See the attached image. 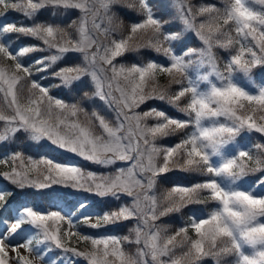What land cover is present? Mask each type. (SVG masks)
Instances as JSON below:
<instances>
[{"label": "snow or ice", "instance_id": "snow-or-ice-1", "mask_svg": "<svg viewBox=\"0 0 264 264\" xmlns=\"http://www.w3.org/2000/svg\"><path fill=\"white\" fill-rule=\"evenodd\" d=\"M172 5L0 0L25 20L0 23V147L36 150L0 157V264H264V0ZM174 171L192 179L157 191Z\"/></svg>", "mask_w": 264, "mask_h": 264}, {"label": "rangeland", "instance_id": "rangeland-1", "mask_svg": "<svg viewBox=\"0 0 264 264\" xmlns=\"http://www.w3.org/2000/svg\"><path fill=\"white\" fill-rule=\"evenodd\" d=\"M160 4H161V8H166L165 10H164V13L163 14H159L160 15V17L161 18H163V19H172L173 18V16L175 15V9H174V7H173V5H172V0H157ZM210 2H213L212 0H198L197 1V5H199L200 3H210ZM192 3L194 4V2L192 1ZM214 3V2H213ZM114 11H117L116 9H114ZM154 11H156L157 12V10H154ZM158 13V12H157ZM71 15H72V18L73 19H75L76 18V15H78V13H76V12H72L71 13ZM133 20H135L136 19V17L135 16H130ZM20 21H22V22H25V20H24V17L23 16H21L20 17ZM3 22H11L10 20H8V18L6 17V18H3V19H0V23H3ZM13 39H14V41L18 44V45H20V46H24V45H28V44H34L35 43V41L34 40H30V39H28V38H25V37H23V36H14L13 37ZM15 39H17V40H15ZM191 46H193V47H196V46H198L197 44H195V45H191ZM34 56H36V57H39L40 56V53H34L33 54ZM153 58H155L153 55H151L150 54V56H147V58L145 59V60H141V59H138V58H132V60L129 58L128 60H127V62L128 63H133V62H137L138 60L139 61H146V60H149V59H153ZM76 62H78V57H76V56H73V55H69L67 58H66V60H65V63L66 64H69V65H71V64H74V63H76ZM195 71V70H194ZM51 83H58V81H55V80H52V81H50ZM159 83L160 84H166L167 83V77H160L159 78ZM85 88H87V87H85ZM88 89V88H87ZM54 90H58V91H66L67 92V90H63V89H53L52 90V94L53 95H56V96H58V97H61V98H64V99H67V98H65V97H62V96H60V95H58V94H55L53 91ZM89 90V89H88ZM67 95H69V93L67 92ZM148 106H156V107H158V108H162V107H164L162 104H159V103H157V102H154V101H152V102H149V105ZM81 119H83V116H81ZM0 127H2V126H0ZM17 138H19V136H17ZM252 139H253V142H256V141H260V137L258 136V135H254L253 137H252ZM17 141L19 140L20 141V139H16ZM15 140V141H16ZM14 141V140H13ZM15 141H14V143H15ZM19 141H18V144H19ZM13 143L12 142V140H10L9 142H8V144L6 145V146H4V147H0V157H5L6 158V154H8V153H11V152H13V151H22V152H24L25 153V155L26 156H34L35 155V149H25V150H23V149H19L18 147H16V145H17V143H16V145H15V147L14 146H12V144L11 143ZM168 141H165V143H167ZM260 142H264V141H260ZM14 145V144H13ZM42 152H44V153H48V152H51V154L52 155H54V156H59L58 154H57V152L56 151H54V150H52V149H43V150H41ZM62 159H66V158H62ZM73 159H75L82 167H85L86 169H90V170H93V171H97V172H105V171H112V169L111 168H104V167H100V166H92V165H90V164H88L87 162H85V161H83V160H80L79 158H73ZM8 169H3V170H0V172H2V171H7ZM174 172H176V171H174ZM184 174V173H183ZM185 176H188V175H186V174H184ZM181 179H183V180H179L178 182H184V183H187V182H189L190 180L189 179H187V178H181ZM177 182V181H176ZM2 185H4V183L2 182V181H0V186H2ZM8 187H10V186H8ZM125 202H127V201H125ZM110 204H111V206L112 207H115V203L114 202H109ZM13 210H15V209H13ZM130 223V225L132 226V223L131 222H129ZM122 226L123 228L121 229V228H117V226L116 227H113V228H116V230H107V234H112V235H116V236H118V237H123V236H127V235H129V232L127 231V232H125V230H127V229H125L124 228V224H119V226ZM90 234H92V235H97L98 233H97V231L96 230H91L90 231ZM99 234H105L104 233V231L102 230ZM73 246H77V247H79L81 250H84L86 247H88V245L87 244H77L76 242H75V238L73 239ZM124 249H125V251L127 252V253H132V254H134L135 252H136V250H137V245H135L134 243L133 244H130V247L127 245V246H124ZM34 256H35V253L33 254ZM37 264H41V262L39 261V260H37Z\"/></svg>", "mask_w": 264, "mask_h": 264}, {"label": "trees", "instance_id": "trees-1", "mask_svg": "<svg viewBox=\"0 0 264 264\" xmlns=\"http://www.w3.org/2000/svg\"><path fill=\"white\" fill-rule=\"evenodd\" d=\"M194 2V5H197V1L198 0H192ZM213 2H216V0H212ZM152 3L154 4V10H157V12L159 14H163L164 13V10L166 8H161V4L157 1V0H152ZM120 15V18L124 20L125 24H129L131 22H133L134 20L130 17V16H127V15H124L123 13H118ZM45 17L48 15L47 13L44 14ZM20 17L21 15L19 13H17L16 11H9L8 14H7V18L8 20L10 21H16L17 23H21L22 21H20ZM17 40V39H15ZM193 45H195V43H193ZM147 56H150V53H147L145 51H140L138 53H130L128 54L127 56V60L130 58L132 60V58H138V59H141V60H145L147 58ZM217 56L220 57L221 59L223 58V52L217 50ZM85 90L87 91L88 89L85 88ZM55 94H58L62 97H65V98H68V95H67V92L66 91H58V90H54L53 91ZM87 106V105H86ZM17 136H19V138H17ZM16 138L14 139V141L16 139H20L19 141V144H18V141L16 140L15 143L14 141L12 140L13 143L12 146L15 147L16 143V147H18L19 149H23L25 150V145L28 143V141L26 140V136L25 134H17ZM14 144V145H13ZM58 155H60V153L57 152ZM5 170L7 169L6 167L0 165V170ZM188 175V174H186ZM181 178H187L189 180L192 179V177L190 175L188 176H185L183 173L179 172V171H176V172H172L170 174H168V179L165 180V181H161V183L158 185V188H157V191H159L160 189L162 188H169L172 186L173 183H175L176 181L178 182L179 180H183ZM2 181V180H0ZM4 183V181H2ZM10 186V185H8ZM11 187V186H10ZM187 219V213H183L181 215H177V216H174L172 218H165L163 220V223L167 224V225H170L171 228L173 230L179 228L181 226V222L182 220H186ZM132 226L130 225L129 222L127 223H124V228L127 229L125 230V232H129V229L131 228ZM117 228H123L121 225H117ZM108 230H116V228H109ZM129 246L130 247V244H124V246ZM204 264H213V261L211 259H207L204 261Z\"/></svg>", "mask_w": 264, "mask_h": 264}]
</instances>
